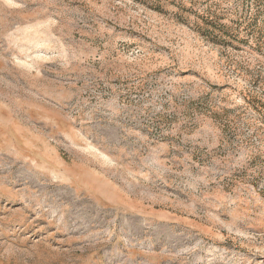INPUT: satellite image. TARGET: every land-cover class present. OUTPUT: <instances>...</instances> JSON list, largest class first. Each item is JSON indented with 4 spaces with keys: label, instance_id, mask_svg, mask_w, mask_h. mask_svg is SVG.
I'll list each match as a JSON object with an SVG mask.
<instances>
[{
    "label": "rangeland",
    "instance_id": "1",
    "mask_svg": "<svg viewBox=\"0 0 264 264\" xmlns=\"http://www.w3.org/2000/svg\"><path fill=\"white\" fill-rule=\"evenodd\" d=\"M0 264H264V0H0Z\"/></svg>",
    "mask_w": 264,
    "mask_h": 264
}]
</instances>
